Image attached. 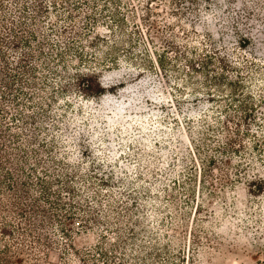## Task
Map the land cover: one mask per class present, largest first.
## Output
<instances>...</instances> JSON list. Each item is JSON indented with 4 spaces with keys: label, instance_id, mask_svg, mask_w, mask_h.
Wrapping results in <instances>:
<instances>
[{
    "label": "rangeland",
    "instance_id": "1",
    "mask_svg": "<svg viewBox=\"0 0 264 264\" xmlns=\"http://www.w3.org/2000/svg\"><path fill=\"white\" fill-rule=\"evenodd\" d=\"M0 264H264V0H0Z\"/></svg>",
    "mask_w": 264,
    "mask_h": 264
},
{
    "label": "trees",
    "instance_id": "2",
    "mask_svg": "<svg viewBox=\"0 0 264 264\" xmlns=\"http://www.w3.org/2000/svg\"><path fill=\"white\" fill-rule=\"evenodd\" d=\"M80 78H81V80H82L83 76H80Z\"/></svg>",
    "mask_w": 264,
    "mask_h": 264
}]
</instances>
